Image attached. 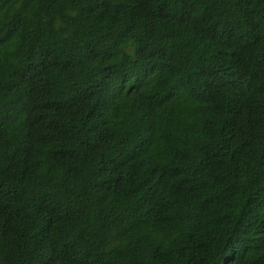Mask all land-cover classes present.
Instances as JSON below:
<instances>
[{"label":"trees","instance_id":"trees-1","mask_svg":"<svg viewBox=\"0 0 264 264\" xmlns=\"http://www.w3.org/2000/svg\"><path fill=\"white\" fill-rule=\"evenodd\" d=\"M0 264H264V0H0Z\"/></svg>","mask_w":264,"mask_h":264},{"label":"snow or ice","instance_id":"snow-or-ice-1","mask_svg":"<svg viewBox=\"0 0 264 264\" xmlns=\"http://www.w3.org/2000/svg\"><path fill=\"white\" fill-rule=\"evenodd\" d=\"M0 43H2V42H0Z\"/></svg>","mask_w":264,"mask_h":264}]
</instances>
